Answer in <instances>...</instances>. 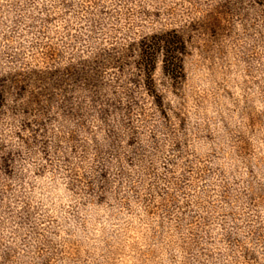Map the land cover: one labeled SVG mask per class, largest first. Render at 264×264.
Returning <instances> with one entry per match:
<instances>
[{
  "label": "rangeland",
  "instance_id": "rangeland-1",
  "mask_svg": "<svg viewBox=\"0 0 264 264\" xmlns=\"http://www.w3.org/2000/svg\"><path fill=\"white\" fill-rule=\"evenodd\" d=\"M0 264H264V0H0Z\"/></svg>",
  "mask_w": 264,
  "mask_h": 264
},
{
  "label": "trees",
  "instance_id": "trees-1",
  "mask_svg": "<svg viewBox=\"0 0 264 264\" xmlns=\"http://www.w3.org/2000/svg\"><path fill=\"white\" fill-rule=\"evenodd\" d=\"M152 44L143 43L140 46V53L146 63L150 66L153 63L156 54L161 56L162 71L170 79L180 74V56L183 53V44L179 36L175 33H165L154 36Z\"/></svg>",
  "mask_w": 264,
  "mask_h": 264
}]
</instances>
